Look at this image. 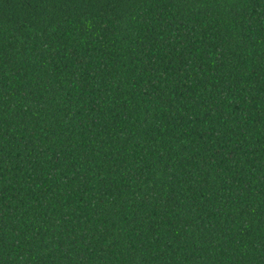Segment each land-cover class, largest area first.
I'll return each instance as SVG.
<instances>
[{
  "label": "trees",
  "instance_id": "trees-1",
  "mask_svg": "<svg viewBox=\"0 0 264 264\" xmlns=\"http://www.w3.org/2000/svg\"><path fill=\"white\" fill-rule=\"evenodd\" d=\"M0 264H264V0H0Z\"/></svg>",
  "mask_w": 264,
  "mask_h": 264
}]
</instances>
